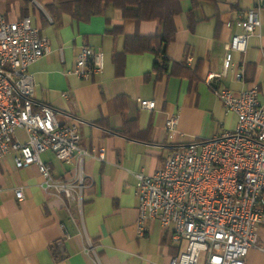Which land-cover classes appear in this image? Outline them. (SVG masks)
I'll return each instance as SVG.
<instances>
[{
  "label": "crops",
  "instance_id": "1",
  "mask_svg": "<svg viewBox=\"0 0 264 264\" xmlns=\"http://www.w3.org/2000/svg\"><path fill=\"white\" fill-rule=\"evenodd\" d=\"M29 1L27 15L50 44V52L28 67L32 99L52 107L58 121L74 122L79 146L102 149V159H84L87 177L80 214L44 191L34 164L17 168L12 154L0 159V264H168L179 250L170 229L149 220L143 235H137L134 173L150 174L161 168L173 149L234 128L235 115L223 109L208 75H219L218 84L233 91L256 85L264 108L263 7L258 34L248 38L244 52L231 53L232 66L224 70L225 44L232 34L242 32L237 13L253 8L257 0H215V5L199 0L200 21L192 30L185 14L190 2L183 0L174 38L166 48L169 64L164 73L153 71L152 52L124 53L120 65L112 60L123 53L126 37L157 32V21L135 22L108 7L86 21L64 15L57 24L44 9L51 0ZM0 13L7 20L21 17L17 2L7 10L1 1ZM84 46L103 54L101 71L88 79L70 72ZM174 62L185 68L171 73ZM139 99L153 100L154 108H141ZM172 115L177 116L173 131L165 127ZM15 135L25 142L22 129ZM40 158L54 178L73 176L74 165L59 162L50 150ZM17 188L21 199L16 197ZM89 245L92 250L86 253ZM245 264H264V254L249 249Z\"/></svg>",
  "mask_w": 264,
  "mask_h": 264
},
{
  "label": "built area",
  "instance_id": "2",
  "mask_svg": "<svg viewBox=\"0 0 264 264\" xmlns=\"http://www.w3.org/2000/svg\"><path fill=\"white\" fill-rule=\"evenodd\" d=\"M263 4L257 0L253 8L237 13L242 32L232 34L225 44L224 70L232 66L231 53L244 52L248 38L258 34ZM49 52L48 39L30 16L7 20L0 13V159L12 154L17 168L34 164L44 191L80 214L87 177L84 159H102V149L81 148L74 122L58 121L52 107L33 101L28 67ZM102 63L101 51L84 46L70 72L88 79L101 71ZM219 77L208 75L207 82L223 109L235 115L234 128L173 149L161 168L150 174L134 173L137 235H143L149 220L170 229L179 250L168 264H245L249 249L264 254V108L256 85L233 91L219 85ZM138 104L154 108L153 100L139 99ZM176 124L175 115L165 121L171 131ZM17 129L26 134L25 142L16 139ZM47 150L59 162L72 163L73 176L54 178L40 158ZM15 192L21 199V188ZM85 250L89 253L92 248Z\"/></svg>",
  "mask_w": 264,
  "mask_h": 264
},
{
  "label": "trees",
  "instance_id": "3",
  "mask_svg": "<svg viewBox=\"0 0 264 264\" xmlns=\"http://www.w3.org/2000/svg\"><path fill=\"white\" fill-rule=\"evenodd\" d=\"M9 1V2H8ZM12 0H7L11 3ZM20 1V14L27 16V5L29 0ZM183 0H51L44 5V9L57 24L62 21V16L68 15L75 21H86L93 15L102 14L108 7L120 11L123 18L133 19L135 22L157 21L159 29L151 36L133 35L126 37L124 51L122 54H114L113 62L120 65V59L124 53L152 52L156 61L153 64V71L166 72L169 59L166 56V48L174 38L176 32L175 18L182 12L181 2ZM212 5L215 0H206ZM190 8L186 11V20L189 30L200 21L198 16L199 0H189ZM264 11V4H263ZM119 28H116L118 30ZM185 68L184 63H171V73L176 69ZM117 99H121L120 97ZM124 109L121 107V114Z\"/></svg>",
  "mask_w": 264,
  "mask_h": 264
},
{
  "label": "rangeland",
  "instance_id": "4",
  "mask_svg": "<svg viewBox=\"0 0 264 264\" xmlns=\"http://www.w3.org/2000/svg\"><path fill=\"white\" fill-rule=\"evenodd\" d=\"M1 1H4V5H5L7 10H9L10 6L13 5L15 2H17L19 7H20V1L19 0H12L11 3H8L9 1L7 2V0H0V2ZM21 17H23V16H21Z\"/></svg>",
  "mask_w": 264,
  "mask_h": 264
}]
</instances>
